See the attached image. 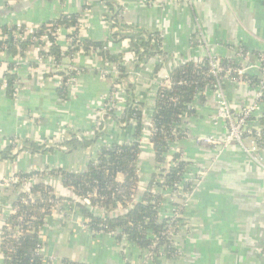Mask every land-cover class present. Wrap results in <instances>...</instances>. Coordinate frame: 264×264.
<instances>
[{
	"label": "crops",
	"instance_id": "0c3cea01",
	"mask_svg": "<svg viewBox=\"0 0 264 264\" xmlns=\"http://www.w3.org/2000/svg\"><path fill=\"white\" fill-rule=\"evenodd\" d=\"M191 1L192 6H188L187 0H182L183 3L166 0V5L159 7L147 4V0H119L125 7L124 23L161 33L164 51L173 56L164 68L169 64L172 69L185 58L190 39L196 34L193 13L204 9L210 12V18L204 23L210 41L253 48L264 46V0ZM87 2L86 8V0H0V26L25 24L35 28L64 13H79L81 37L106 40L111 28L103 14L110 7L104 0ZM68 33L69 30H63L58 36L62 50L69 46ZM109 45L113 53L123 52V64L133 71L135 55L128 49V41ZM39 51V46L32 44L24 56L0 52V151L12 144L11 138L22 145L29 140L41 142L44 138L48 142L53 138L57 145L66 130L91 136L96 110L111 86V80L99 72L105 66L104 62L93 54L80 51L68 60L75 66L89 69L79 76L74 89L68 92V99L64 100L57 91L61 75H48L53 70H42L36 60ZM11 61L18 64L15 72L20 79L18 94L13 98L3 86L4 70ZM155 63L150 59L135 83L136 100L145 101L146 106L154 101L155 91H151L150 86ZM227 92L238 106L252 99V93L240 84H228ZM118 98L120 105L126 104L128 94L125 89L119 90ZM188 128L194 135L219 131L201 120H193ZM111 134L118 135L121 141L128 137L126 130L120 128H112ZM181 145L185 158L208 169V175L194 192L183 222L187 227L177 237L181 256L158 258L155 262L148 260L143 264H264V151L261 160H256L237 144L222 152L213 144H199L189 139L183 140ZM53 153L59 158L54 160ZM89 155L90 151L82 148L70 154L64 150L38 153L25 150L13 160L0 158V178L47 164L82 170ZM2 190L3 187L0 192ZM5 203L4 195L0 206L5 207ZM80 219L81 214L77 222L81 232L77 235L75 225L70 229L74 235L64 230L52 234L49 242L52 250L64 257L92 264H124L123 250L131 263H142L138 248L136 254H129L126 244H119L114 238L95 241L96 238L81 227ZM68 222L64 226L70 225Z\"/></svg>",
	"mask_w": 264,
	"mask_h": 264
},
{
	"label": "trees",
	"instance_id": "16d2710c",
	"mask_svg": "<svg viewBox=\"0 0 264 264\" xmlns=\"http://www.w3.org/2000/svg\"><path fill=\"white\" fill-rule=\"evenodd\" d=\"M104 1L110 7L109 11L103 14L111 28L106 40L96 41L88 38L78 40L76 35L81 34L79 13H64L60 17L41 23L20 42H16L12 35L19 27L18 24L0 26V46H4L3 48L13 56H24L28 47L34 43V36L43 34L47 29L53 32L50 35L52 44L49 54H53L56 64H61L64 68L47 74L61 75L62 84L57 88L60 98L68 99L66 82L69 75L66 71L71 64L68 59H72L79 50L85 54L96 52L106 63H117L120 77L123 78V87L128 94L127 104L122 111L108 110L103 121L92 127L91 137L78 135L70 130L59 141L64 149H59L53 138L48 142L43 138L41 142L29 140L19 148L17 144H9L0 151V158L11 160L25 150L38 153L54 152L59 149L64 150L66 154L79 148L90 151L87 165L83 170H69L63 166L47 164L42 168L19 171L6 177L10 184L6 185L4 190H8L9 186L12 190L10 194L5 195L6 200L9 201V211L6 213V206H0L2 264H50L41 253L42 247L45 246L42 238L55 212L63 210L64 205L72 212H75L76 208L80 210L81 217L85 220L93 238L99 234L110 235L119 244L131 243L140 250L141 258L144 251L148 253L147 258L153 262L158 258H173L179 252L169 233V221L173 216L160 218L159 211L161 203L166 201L165 190H179L177 184L182 186L183 192L188 193L193 190V181L184 180L191 162L183 159L180 151H175L171 159L175 164L168 168L163 167V164L167 160L172 143L184 140L188 136V131L182 126L185 124L184 117L198 113L193 106L196 98L200 103H205L210 97L211 90L215 88L217 79L209 72V56L204 55L203 63L188 60L175 66L169 72L168 82L162 81L157 88L149 127L155 171L151 174L145 191L139 197L140 140L145 128L148 127L144 123L146 103L136 100L135 83L140 71L146 67L151 57L168 54L163 49V37L159 31L124 23L122 20L124 6L119 0ZM84 7H87V4ZM193 15L195 16L196 13L194 12ZM20 26L25 27V24ZM59 27L74 28L70 35L73 38L72 47L66 50H62L56 41L55 32ZM195 37L196 34L193 35L192 41L190 39L192 47L199 44ZM124 40L128 41V49L135 55L133 71L123 64V52L113 53L109 45ZM222 64L227 67L229 64L233 65V62L222 57ZM17 66L15 61H11L4 71L5 88L8 96L12 98L15 97L16 87L20 84L19 76L15 72ZM88 69L89 67L83 68L84 71ZM162 69V62L155 63L152 78H155ZM110 120L120 129L131 128L130 138L121 142L101 144L99 140L102 139ZM261 121L264 123V118ZM11 139L15 140V138ZM158 169L166 172L161 182H157ZM46 175L59 179L62 187L70 195L58 193L53 184L41 178ZM33 176L37 177L36 181L29 189L22 190L21 185ZM16 178L18 181H15ZM2 182L5 183L6 180L3 179ZM178 196V199L182 200L181 195ZM85 199H89V205L84 202ZM171 203L181 205L179 200ZM181 213L184 214V208ZM176 220L184 221L185 217L180 216ZM176 222L175 233L179 231V224ZM121 255L125 260L124 264H133L126 259L123 250ZM61 262L92 264L64 256Z\"/></svg>",
	"mask_w": 264,
	"mask_h": 264
},
{
	"label": "built area",
	"instance_id": "2783aa9c",
	"mask_svg": "<svg viewBox=\"0 0 264 264\" xmlns=\"http://www.w3.org/2000/svg\"><path fill=\"white\" fill-rule=\"evenodd\" d=\"M88 5V2L86 0V3ZM122 4V3H121ZM147 4H152V5H157L159 7H164L166 5V0H147ZM123 5V4H122ZM187 5L188 6H192V1L191 0H187ZM124 6V5H123ZM87 8V7H86ZM125 9V7H124ZM210 17V12L208 9H204L202 12L197 13L194 18H195V23H198L199 25V30L196 31V37L195 40L199 42V44L195 47V48H202V52L201 54H196L187 58H184L181 62H178L174 65L177 66L178 64L188 61V60H195L199 63H203V56L207 55L209 56V72L210 74H212L213 76L216 77L217 79V84L215 85V88L213 90H211V94L210 97L208 98V100L205 103H200L199 99L196 98L195 103H193V106L195 107V109H197L198 113L196 115H192L190 117H184V121L185 124H183L182 128L186 129L188 131V136L184 139H191L193 141L198 142L199 144L201 143H208V144H213L217 147V150L219 152H222L224 149H226L227 147H229L232 144H237L239 145L243 152L251 157H253L256 160H261V154L264 151V123H262V118H264V46L261 48H253L250 46H244L242 44H233V43H223V41H218L215 42L216 43V47L218 50H220V54L216 53L214 51L215 48H213L214 44L210 45L211 47H209V42H207V40L205 39L201 27V24L203 23V21L209 19ZM81 20V19H80ZM19 27L12 33L13 38L16 42H20L22 39H24L25 37H27L28 33H30L31 31L35 30L37 27L35 28H31L25 25V27H21V24H18ZM201 27V29H200ZM63 30H69V35H68V40H69V46L67 47V49L71 46L72 47V41L73 38L70 36L72 34V32L74 31V28H65V27H59L58 29H56V41L58 40V36L60 34L61 31ZM200 33L202 35V37L200 36ZM53 32H51L49 29H47L43 34L39 35V36H34V43L35 45L39 46V53L38 55H36V60L39 63L40 67L42 68L43 71H46L47 69H51L53 71H56L57 69H62L64 68L63 65L61 64H56L55 62V56L53 54H49V50H50V46L52 44V39L50 38V35H52ZM9 36L7 35V38ZM76 37L78 38V40L83 39L80 35H76ZM204 37V38H203ZM192 41V39H191ZM191 44V42H190ZM226 45V46H223ZM4 46H0V52H7V50L5 48H3ZM192 47V46H191ZM4 49V50H1ZM82 50H79L78 52H80ZM76 52V54L78 53ZM83 52V51H82ZM75 54V55H76ZM168 55L166 56H154L151 57L150 59L155 60V62H162L163 63V69L162 71L155 77L153 78V82H155L156 84V90H155V95H156V91L157 88L159 87V85L162 83V81L164 82H168L167 78L169 75V72L172 69H169L168 71H164V65L166 63L167 60L171 59L172 54L167 53ZM74 55V56H75ZM93 55L99 57L101 60V56L98 55L96 52L93 53ZM222 57L228 58L229 60H231L233 62V65H228L227 67H224L222 64ZM149 59V60H150ZM103 61V60H102ZM71 63V61H69ZM104 62V67L102 69H99L100 74L103 77H107L111 80V86L109 88V90L105 93V95L102 98V101L99 105V107L96 110L95 113V124H100L103 119H104V115L108 110L111 109H115L118 111H122V109L126 106V104L124 105H120V101H119V90H121L123 87V78L120 77V72L118 70V64L117 63H106ZM84 67H78L73 65L72 63L68 66V69L66 71V74L69 75L67 78V82H66V86L68 88V92H71L75 85L76 82L79 78V76L84 73L85 71L83 70ZM6 70V69H5ZM4 70V71H5ZM162 73H164L162 75ZM240 84L242 85L244 88L247 89V91L252 93V99L251 101L243 104V105H235L230 96L228 95L227 92V85L228 84ZM61 84H62V80H61ZM4 88H5V81H4ZM113 88V90H111ZM18 94V86L16 87V92H15V97ZM217 96V100H218V108L216 109V114L214 117L213 114L215 113L214 111H209L207 112L208 116L205 119V123L214 126L216 129H218V132L215 133H208V134H198V135H194L191 134L189 128H188V119L191 118L192 120H200L201 119V108L204 107L214 96ZM155 97V96H154ZM153 112V108L151 110V114L149 117V122L147 125V133L145 132V134L142 135V138L140 140V148H141V155L139 157V162H138V171H139V175L141 178V174H140V161L142 160V158L147 155V153H149V156L152 158V160L154 161V153H153V149H152V144L150 142V129L149 127L151 126V115ZM210 116V117H209ZM198 118V119H197ZM198 120V121H199ZM112 128H119L117 126V124H115V122H113L112 120L108 121V125H107V129L104 131L103 137L102 139L99 140L102 141L100 142L101 144L104 143H111L114 141H105L104 138L106 139V136L109 135V133L111 134L112 132ZM132 132V131H131ZM80 135V134H78ZM93 135V130L91 131V136ZM65 136L62 135V138ZM87 136V135H84ZM91 136H87V137H91ZM61 138V140H62ZM130 138V135L127 137ZM46 140V139H45ZM126 140V139H125ZM122 140V141H125ZM183 140H179L176 141L174 143H172L171 145V149L167 154V160L166 162L163 164V167H170L173 166L175 164L174 161H172V154L175 153V151H180L182 158L185 160H188L185 158L184 155V150L183 148H178L177 146L180 145V143ZM12 144H17L18 147L21 146V144L15 140L10 141ZM117 142H121L117 141ZM19 144V145H18ZM58 146V145H56ZM149 147V150L145 151V148ZM61 149H64L63 146H61ZM172 152L170 155L169 153ZM191 162V165L193 164L192 160H188ZM155 167V166H154ZM190 168V166H189ZM189 168L187 170V172L185 173V179L184 180H192L193 181V190L190 192H183V189H181V185H178L179 190H171V189H167L164 191V195L165 198L167 200V193L170 192V195H172L175 199H178V195H181V199H179L181 201V205L175 206V209L173 211L170 212V214H164L162 212V208H163V203H161V209L159 211L160 214V218H164L166 216L172 215L173 218H171V220L169 221V233L172 236L173 240H174V244L178 249V254L173 257V258H178L179 256H181V251L179 246L177 245L176 242V235L179 233L174 231V223L175 221H177L176 223L179 224V221L176 220L180 218V216H182L181 210L186 206V199H188L189 196L192 195V193L196 190L197 184L195 183L194 179L191 178V175H189ZM85 169V168H84ZM83 170V169H82ZM155 171L154 170L151 172V174ZM158 177H157V182H161L163 180V176L165 175V171H163V169H158L156 170ZM208 169H204L203 173H207ZM8 177V176H7ZM151 177V175H150ZM43 178V180H45L47 183H51L55 186L54 183L49 182V179H56L53 177H50L48 175L41 177ZM5 179L6 182L3 183L2 180ZM37 179L36 176L30 177L26 180V182L21 185L22 190H27L29 189L30 185L33 184V182H35ZM60 186H61V192L55 189L58 193L61 194H65V195H70L68 193V191L66 189H64L59 181V179H56ZM150 180V178H149ZM148 180V181H149ZM15 181H18V178L15 179ZM148 181L146 184L142 183V180L140 181V186H139V193L138 196L141 197V194L143 191H145ZM9 181L8 178L3 177L1 179V185L6 186L9 185ZM142 185H144L142 187ZM84 202L86 204L89 205L90 201L89 199H85ZM77 211V208L75 209ZM9 211V209H8ZM7 211V212H8ZM70 211V210H69ZM6 212V213H7ZM58 212H62L64 216H69V212L68 209L66 207V205H64L63 210L61 211H56V213ZM80 224L81 227L85 230H87L90 233V229L89 227L85 224V220L81 217L80 219ZM102 235V234H99ZM125 244V243H123ZM43 249V247H42ZM41 249V253L43 254V251ZM45 256V254H43ZM148 253L146 251H144L143 254V258H147ZM45 258L47 260H49L46 256ZM149 259V258H147ZM150 260V259H149ZM50 264L51 261L49 260ZM0 264H2V255L0 252ZM139 264H143V263H139Z\"/></svg>",
	"mask_w": 264,
	"mask_h": 264
},
{
	"label": "rangeland",
	"instance_id": "374dc122",
	"mask_svg": "<svg viewBox=\"0 0 264 264\" xmlns=\"http://www.w3.org/2000/svg\"><path fill=\"white\" fill-rule=\"evenodd\" d=\"M181 3H183L182 2V0H181ZM210 18V17H209ZM194 20V25H195V30L196 31H198L199 30V25H198V23H195V18L193 19ZM208 20V19H207ZM207 20H205V21H203V23L201 24V27H202V32H203V35H204V37H205V39L207 40V42H209V47H211L210 45H212V44H214V46H213V48H215L216 47V43L215 42H218V41H215V40H212V41H210L208 38H207V35H206V31H205V28H204V23L207 21ZM201 27H200V29H201ZM200 36L202 37V35H201V33H200ZM203 37V38H204ZM221 42V41H220ZM223 43H232V42H223ZM233 44H236L237 45V43H233ZM223 46H226V45H224L223 44ZM187 50H186V56L184 55V57L185 58H187V57H190V56H193V55H196V54H201V52H202V48H195V47H191L190 45L188 46V48H186ZM214 51L216 52V53H218V54H220L221 52H220V50H218L217 49V47H216V49H214ZM184 57H182V58H184ZM172 60H174V59H172ZM171 67H170V65L169 64H167V68H164V71H168L169 69H170ZM164 73H162V75H163ZM155 82L156 81H154V82H152V84H151V91H155L156 90V84H155ZM214 99H211L204 107H202L201 108V121H205V119L208 117V116H206L207 115V112H209V111H216V109L218 108V100H217V96L215 95L214 97H213ZM145 100H147L146 98H145ZM150 103H148L147 104V106L149 105ZM146 106V107H147ZM148 108V107H147ZM207 111V112H206ZM214 111V112H215ZM215 114H216V112L213 114V116L212 117H214L215 116ZM210 117V116H209ZM198 119V118H197ZM199 120V119H198ZM193 120L191 119V118H189L188 119V125L192 122ZM131 131H132V129L130 128V129H128V130H126V134H127V136H129L130 134H131ZM68 132V130H66V132H65V134ZM77 134H80V135H83L82 133H77ZM112 137H114V138H112ZM120 139H122V138H120V137H118V135H116V136H112V134H110L109 133V135H108V137L106 136V139L104 138V140L107 142V141H111V140H116V141H119ZM189 140H191V139H189ZM100 142H102V141H100ZM58 145V147H59V149H61V145L58 143L57 144ZM178 148H183L182 147V145L180 146V145H178L177 146ZM58 149V150H59ZM147 150H149V147H146L145 148V151H147ZM59 151H62V150H59ZM95 151V150H94ZM148 152V151H147ZM89 153V152H88ZM172 152H170L169 153V155L171 154ZM59 155H60V153H59ZM53 156H54V153H53ZM59 157L57 156V155H55L54 156V160L55 159H58ZM140 174H141V180H142V183L143 184H146L147 183V181L149 180V178H150V175H151V172L154 170V164H155V162L152 160V158L149 156V153H147V155H145L143 158H142V160L140 161ZM204 167H202V166H200V165H198V163L197 162H194L193 161V164L192 165H190V168H189V175H191V178H193L194 179V181H195V183L197 184V187H196V190H198V188L203 184V182H204V180H205V177H207V175H208V173H203L204 172ZM13 174V173H12ZM11 173L10 174H8V175H6V176H4V177H7V176H10V175H12ZM3 177H1L0 178V184H1V179H2ZM49 182H52V183H54L55 184V186H56V189L58 190V191H60L62 188H61V186H60V184H59V182L56 180V179H49ZM144 185H142V187H143ZM1 187H3V190H2V192H0V202H1V200H3V196L4 195H6V194H10V191L12 190V187L11 186H9L7 189L9 190H4L5 188H6V186H3V185H0V190H1ZM195 190V191H196ZM194 191V192H195ZM61 192V191H60ZM194 192L192 193V195L191 196H189L188 197V199H186V206L184 207V214H182V217H185V215H187V209H188V207H189V205H190V203H191V201H192V198L194 197ZM176 200H179V199H175L172 195H170V192H168L167 193V200L163 203V208H162V212L164 213V214H170V212L171 211H173L174 209H175V206L174 205H172L170 202L171 201H176ZM180 201V200H179ZM6 205V207H5V211L7 212L8 211V209H9V201H7L6 200V203H5ZM68 212H69V216L68 217H66V216H64L63 215V213L62 212H58V213H56L53 217H52V219H51V223H49V225L48 226H46V228H45V230H44V237L42 238L43 240V242H44V244H45V246L43 247V249H42V251H43V254H45V256L51 261V264H62V262H61V258L63 257L59 252H57V251H54V250H52V248H51V246H50V237H52V234H54V232H57L58 230H64V231H66V232H68L70 235H74L71 231H70V229H71V227H74V225H75V229H76V235L78 234V233H80L81 231L78 229V220H79V212H80V210L77 208V212H72V211H69L68 210ZM78 213V214H77ZM66 219H67V221H66ZM69 221V222H68ZM66 222H68V223H70V225H67V226H64L65 224L64 223H66ZM75 222H76V224H75ZM184 221H180L179 222V233L176 235V237H175V239H176V241H177V245L179 246V243H178V240H177V237L179 238L180 237V234L182 235V233H184V229H186V225H187V223L185 224V223H183ZM73 224V225H72ZM56 234V233H55ZM58 234V233H57ZM75 235V236H76ZM106 238H113L112 236H110V235H107V236H104V235H98L97 237H96V239H95V241H98V240H104V239H106ZM125 244H126V249H127V251H128V253L129 254H131V253H134V254H136L137 253V247L135 246V245H133V244H131V243H128V242H125ZM122 245H124V244H122ZM122 245H120V246H122ZM141 258V257H140ZM149 259H147V258H143V256H142V258L140 259V262L142 261V263H144L145 261H148Z\"/></svg>",
	"mask_w": 264,
	"mask_h": 264
},
{
	"label": "bare ground",
	"instance_id": "6f19581e",
	"mask_svg": "<svg viewBox=\"0 0 264 264\" xmlns=\"http://www.w3.org/2000/svg\"><path fill=\"white\" fill-rule=\"evenodd\" d=\"M153 102L154 101L150 102V104L147 106L148 108L146 107L144 110V123H145V125H148L151 110L153 108ZM145 132L147 133V128H145ZM145 132H144V134H145ZM107 137H108V135H107Z\"/></svg>",
	"mask_w": 264,
	"mask_h": 264
}]
</instances>
